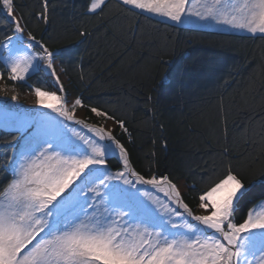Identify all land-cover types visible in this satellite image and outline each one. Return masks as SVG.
<instances>
[{"label": "snow or ice", "instance_id": "snow-or-ice-1", "mask_svg": "<svg viewBox=\"0 0 264 264\" xmlns=\"http://www.w3.org/2000/svg\"><path fill=\"white\" fill-rule=\"evenodd\" d=\"M25 7L0 0V127L19 133L0 160V264H264V200L238 216L264 186V81L258 90L250 76L233 95L240 72L219 78L209 90L211 136L185 156L180 175L160 168L170 137L159 99L146 95L149 115L137 122L85 94L92 63L106 56L108 70L133 50L128 68L160 75L168 91L161 69L175 37L159 25L260 40L259 57L242 67L264 75V0H82L71 9L35 0L27 17ZM58 17L71 26L58 30ZM188 71L210 78L218 69ZM24 84L32 107L20 102ZM141 124L151 147L138 168L129 145Z\"/></svg>", "mask_w": 264, "mask_h": 264}, {"label": "trees", "instance_id": "trees-1", "mask_svg": "<svg viewBox=\"0 0 264 264\" xmlns=\"http://www.w3.org/2000/svg\"><path fill=\"white\" fill-rule=\"evenodd\" d=\"M55 2L61 8L67 4L71 9L73 4L78 5L82 0H55ZM22 3L26 6L24 11L27 17L35 0H22ZM90 23H95V20H91ZM70 26V24L61 23L58 17V30ZM40 27L46 26L40 25ZM159 27L162 34L175 37L165 57L170 59V63L166 66L167 72L161 69V72L168 76V83L165 85L168 91L161 87L163 81L160 75H155L151 80L138 78L137 74L143 69L141 67L128 68L129 61L138 54L136 50H133L125 56L122 64L108 70H105L106 56H101L97 62L92 63L90 70L94 80L92 87L85 94L102 102H111L113 107L126 111L129 117L134 116L137 122L148 118L149 114L144 108L147 103L146 95L159 99L162 114L158 119L165 124V132L170 137L169 152L161 154L160 168L162 170L171 169L175 174L180 175L184 170L185 156L189 152L203 149L205 139L211 136L212 125L209 122L208 113L215 103V96L209 90L214 88L219 78H228L229 73L240 72V75L236 77L241 82L240 86L233 85L228 89V92L233 95L243 91L250 76L255 79L257 89L261 90L260 85L264 81V75L259 70L253 72L252 68L244 70L242 67L246 61H251L253 56L259 57L261 49L258 45H261V41H252L246 37L242 38L235 34L211 29L186 31L183 28L173 29L165 25H159ZM101 48H103L102 42ZM146 63L150 66V62ZM84 66L88 71L89 62L87 60ZM200 66L211 67L218 71L210 73V78L189 73V69ZM29 83L48 88L54 87L48 77H33ZM75 83L74 80V85ZM19 87L22 93L21 104L25 105L24 107H32V97L28 95L30 89L26 84ZM193 92L198 95H192ZM83 112L84 116L89 115L86 111ZM150 135V131L145 130L141 124L140 131L134 132L136 146L129 145L132 148L134 161H139L138 168H142L146 159L145 153L151 147V144L147 142ZM14 136L18 137L19 133L0 127V160L10 152L8 145L15 143ZM110 163L115 167V159ZM185 194L189 195L187 192ZM260 200H264V186L257 184L246 195L242 202L244 206L238 216H243L248 206ZM188 202L194 210L198 211L195 200L189 198Z\"/></svg>", "mask_w": 264, "mask_h": 264}, {"label": "rangeland", "instance_id": "rangeland-1", "mask_svg": "<svg viewBox=\"0 0 264 264\" xmlns=\"http://www.w3.org/2000/svg\"><path fill=\"white\" fill-rule=\"evenodd\" d=\"M211 30H215V29H211ZM216 31H223V30H216ZM224 32H227V31H224ZM12 103L15 104V102H12ZM24 106H25V105H24ZM28 107H29V106H26V108H28ZM78 114L81 115V116H84V112H83V111L79 112ZM0 120H2V116H0ZM7 129H10V128H7ZM10 130H12V129H10Z\"/></svg>", "mask_w": 264, "mask_h": 264}]
</instances>
